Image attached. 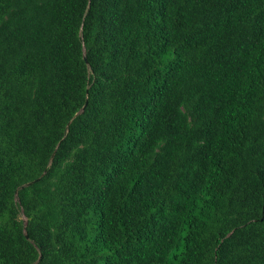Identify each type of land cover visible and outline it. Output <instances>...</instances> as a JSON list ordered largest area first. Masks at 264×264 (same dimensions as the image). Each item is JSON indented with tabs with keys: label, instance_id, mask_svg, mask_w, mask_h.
<instances>
[{
	"label": "trees",
	"instance_id": "obj_1",
	"mask_svg": "<svg viewBox=\"0 0 264 264\" xmlns=\"http://www.w3.org/2000/svg\"><path fill=\"white\" fill-rule=\"evenodd\" d=\"M0 264H264V0H0Z\"/></svg>",
	"mask_w": 264,
	"mask_h": 264
},
{
	"label": "water",
	"instance_id": "obj_2",
	"mask_svg": "<svg viewBox=\"0 0 264 264\" xmlns=\"http://www.w3.org/2000/svg\"><path fill=\"white\" fill-rule=\"evenodd\" d=\"M84 106H82V108H83Z\"/></svg>",
	"mask_w": 264,
	"mask_h": 264
}]
</instances>
